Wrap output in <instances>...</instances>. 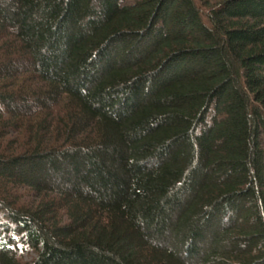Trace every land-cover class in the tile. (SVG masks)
Wrapping results in <instances>:
<instances>
[{
  "label": "trees",
  "instance_id": "trees-1",
  "mask_svg": "<svg viewBox=\"0 0 264 264\" xmlns=\"http://www.w3.org/2000/svg\"><path fill=\"white\" fill-rule=\"evenodd\" d=\"M0 264H264V0H0Z\"/></svg>",
  "mask_w": 264,
  "mask_h": 264
},
{
  "label": "rangeland",
  "instance_id": "rangeland-1",
  "mask_svg": "<svg viewBox=\"0 0 264 264\" xmlns=\"http://www.w3.org/2000/svg\"><path fill=\"white\" fill-rule=\"evenodd\" d=\"M19 259L25 263H32L36 259V254L30 250H26L22 252Z\"/></svg>",
  "mask_w": 264,
  "mask_h": 264
}]
</instances>
